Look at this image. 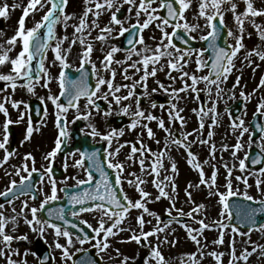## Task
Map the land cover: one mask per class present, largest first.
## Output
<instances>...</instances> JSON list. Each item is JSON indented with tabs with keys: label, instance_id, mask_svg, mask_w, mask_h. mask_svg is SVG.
<instances>
[{
	"label": "snow or ice",
	"instance_id": "1",
	"mask_svg": "<svg viewBox=\"0 0 264 264\" xmlns=\"http://www.w3.org/2000/svg\"><path fill=\"white\" fill-rule=\"evenodd\" d=\"M245 4V10L243 12L238 11V4L236 0H199L198 2V10L196 11V19L199 20L203 18L205 20L204 27L208 28L209 31L206 35L200 36L201 40L208 41L207 48L204 49H182L176 46L173 38L178 37L180 40H183L185 44H188V40L185 39L184 35L181 34L180 30L183 32L188 33L191 35L193 31H196L201 26L199 23H190L187 19L186 12L191 8L192 0H159L158 7H154L153 5L157 3V0H139L137 6V0H123L122 4L117 3V0H85L86 7L85 11L79 17L78 24H69V21L76 18L75 14H69L66 11L67 5L69 0H28L27 6L23 10V14L18 21V28L15 31V34L11 36L7 41V45L9 47L5 48L3 45H0V66L5 65L6 63H10L12 65V69L10 73L4 74L0 73V81L7 82L9 86L15 91L17 86L27 87L30 92L34 93L35 85L39 83L41 80H45L42 86L47 87L48 83H50L52 77L48 72V69L45 67V60L47 58V51L52 49L55 54V58L53 60V64L57 62L61 65V71L59 76L57 77L60 85V96L67 95L69 97L67 104H63L60 102L59 96L51 95L48 97L55 105L57 112H56V126L58 128V136L55 140V147L52 149L51 152L47 153L45 159L49 162V166L43 170L41 174V183H43L44 174H49V181L52 185L51 187V194L45 195V198L40 203L39 207L33 206L29 208L28 201L25 200L22 202V208L19 213H16V209L13 207L12 216H5L4 215V208L5 204L0 203V256L6 257L7 264H18L16 260L12 258V255H9V252H12L13 255H20L18 249L13 250L11 245L12 241L15 240H27L28 237L26 235L14 237L7 233L6 228L8 224L13 225V230L19 223V217H23L24 222L30 227L33 232L38 233L40 237H44L45 232L48 229L53 230V235L55 238V247L57 249L62 250V256L67 259L71 258L73 255L70 252V248L74 246V233L69 230L66 225H73V221L66 220L63 208H61L58 212L54 213L53 210H48V219L41 217L39 214L45 210V206L48 205L50 202L55 201L58 199L57 196V187H56V180L50 174L52 173L53 169L51 167L52 161L56 158L57 154L62 150V143L63 140L61 138H68V132L66 131L67 126V116L65 115L69 108L76 109L79 115L76 116V119L79 120L83 118L84 120H89L92 117L93 110L97 114H103L105 118L112 115V105H121L122 101H127L136 96V84L129 85H121L115 86L114 80L116 76L115 69H111V79H105L101 74L102 71H108L111 68L113 62L119 64L122 63L121 61H114V54L121 51L119 47L110 46L109 50L104 54L103 60L101 61L102 69H97L95 65H93V72L97 74V81L95 84V88L93 89L90 85L87 84L86 78L82 75L79 81H71L73 85L72 89H68L66 84L69 83L67 80L66 74L63 69L68 68L70 65L68 64V56L72 52L73 46L79 42L81 45L84 46V51L81 54V61L83 63H91V54L94 51L93 43L88 40V37H91V32L95 29H99V34L95 37L96 40L102 42V44H106L109 37H111L115 26L119 25L120 30L118 35H124L125 33H130V38L128 39V44L132 45L131 48L126 49L127 57L126 59L130 60L133 55H137L141 57V60L134 62L130 67L139 68L138 65L142 64L143 67V76L141 77L142 87L147 90V80L149 76H156L157 68L155 65L160 64L161 59L167 58V67L170 70L174 71H181L182 76L181 79L184 80V87L180 89H173L172 94L174 98H179L178 93L186 92L191 90L192 92L196 93L197 99H199V95L201 91H205L208 96L212 95V89L215 87L216 90V97L217 101L222 98V94L224 89L221 87L224 84L229 75L232 73L233 69L235 68V58L241 52V49H245L246 46L244 44L245 38V28L244 24L245 21L251 23L254 28L256 29L257 35L260 37L261 40H264V25L259 24L256 22L255 18L259 16H264V8H257L254 5V0H243ZM128 4L130 7L127 9L129 14L132 12V8H136V22L131 24L129 27H124V19L119 18L118 14L123 9V5ZM50 5V7H49ZM94 5V7H93ZM227 6V7H225ZM12 8L19 7V5H12ZM47 8V11L42 16L40 21H37L35 25L31 28L26 27V18L30 16V14L35 13L38 10H42ZM113 9H115L113 11ZM160 9H166V15H159ZM110 12V20L107 25L101 27L98 23L99 17L104 12ZM226 11H231L233 13L234 20L236 22L237 31L233 32L232 30L227 31V35L231 37L235 43L228 46V47H221L217 40L220 38L221 32L226 27L224 23V14ZM146 16V19L141 23L140 16L141 14ZM91 14L94 19L91 21V24L88 23V17ZM9 16V5L4 3L0 6V17L7 19ZM219 18V19H217ZM156 23V27L161 31V37L159 43H157L154 49H149L144 42L143 30L148 29L150 25ZM63 23L65 30L68 27L74 28V33L72 39L69 41V47L67 49L63 48L64 41L69 40L67 35L63 36L62 38H58L55 32V27L57 24ZM168 27L172 28V31L169 32L167 29ZM139 28L138 32H132V29ZM46 29V34L42 35V30ZM4 33L0 31V36H3ZM251 37V33L247 34ZM155 40V37H152ZM192 39H196L195 36H192ZM54 42V43H53ZM135 42V43H134ZM19 44L21 46V50L19 51L18 55L15 58H11L8 53L12 51ZM136 44L143 45L142 48H136ZM211 52V55L208 56L207 60L203 59L206 52ZM148 53H151L149 55ZM196 55V64L198 70H203L204 68H209L210 71L207 75L197 76L195 73H188L183 71L185 65L189 62V59ZM255 55L260 60L264 61V50H261L259 46L256 48L247 51L244 59L252 63L251 57ZM37 56L40 57L39 59V73L40 75H34L33 72V61L37 59ZM211 61V63H209ZM149 64H152L153 67L151 71H149ZM164 65H161V70L163 69ZM125 79H128L127 76V68L124 69ZM168 75L171 77V71H169ZM175 79L174 77H172ZM191 80V84L188 83L187 79ZM20 81H24L23 84H20ZM136 83H140L137 81ZM200 83H204L205 88L200 89L198 85ZM240 84V77H237L233 88ZM107 85L108 92L101 93L102 86ZM121 87L129 88L127 95L121 96L117 93L120 92ZM161 88H164V91L167 92L168 89L163 85L160 84ZM260 87H264V77L260 80ZM3 90V89H0ZM153 92L156 89L152 90ZM231 92L230 98H235L234 90H229ZM97 93H101L100 97H97ZM109 95L113 97L112 101H109V104L106 109H101V105L96 103L95 98H102L104 100H108ZM145 96L149 95L147 91L144 93ZM240 95L245 99L250 98V94H247L241 91ZM81 97L86 98V110L81 112L79 101ZM10 97L5 96L3 98V102H0V111H2L5 116L6 120L3 124V139L0 140V150H3L4 156L0 159V167H4L7 165L11 158L15 157L17 153L15 151L9 150V126L14 123V121L8 115V108L5 107V104L9 102ZM12 107L19 109L21 105L24 103L23 101H15L12 100ZM136 110L133 112L131 111V105L123 106L120 108V111L117 113L118 115H131L134 117L132 122L129 125V128L135 130L138 126L146 129L147 135L149 138H154L155 133L153 132L152 128L149 127L147 123H141V121H153L158 120L159 128L163 129L165 132L168 133L169 136H172V132L169 128L166 127L165 121L156 117L155 115L148 113L146 114L144 109L141 107V97L136 96L135 99ZM152 108H156V102H151L150 105ZM159 107L163 108L164 105H159ZM172 109H176L173 113ZM227 110V109H226ZM183 109H177V105L173 103L171 105V109L169 110V117L173 119V123L175 119H179L181 124L184 123V118L180 115ZM193 111H196L195 109ZM202 114L204 113L203 107L200 109ZM209 112H214L215 108L209 109ZM257 113L264 115V96L260 98V101L257 106ZM24 112H21L19 115V119L15 121V123H19L24 120L25 118ZM46 114V113H45ZM75 122V121H73ZM217 121L213 118V125H215ZM245 122L243 119L233 120L232 127L233 130L240 129V136L241 138L249 129L244 126ZM91 134L93 136H100V138L104 141H107L109 146V151L106 153L107 156V167L114 169L116 171V184L122 183V176L125 170V165L123 162L117 160L116 158L119 156L121 149L125 147L127 144H131V152L128 155L129 160H133L135 162V155L137 152L141 154L144 152L151 153L152 150L150 148L143 147V141L141 140V147L137 148L135 143H131L129 141H125L122 144H118L117 147L114 149L112 148L114 138L118 136H122L124 134L123 129H111L108 133L102 134L100 133L95 125L90 123ZM204 121L201 119L200 121V128L203 129ZM34 128L31 125V121H29V125L26 129L24 142L30 141L34 132ZM264 131V128L261 129ZM143 135V132L141 133ZM192 133L183 134V138L177 137L172 142L174 144H179L182 147H185L188 150V156L190 157L188 163L192 165V167L197 170L200 174V181L198 184L193 185L191 182L188 185V188L185 189V193L188 196L189 200L192 203L195 201L192 199V192L188 189L190 188H199L201 185L206 186L209 189V196L215 195L216 193L213 191L214 186L217 182V175L218 169L213 170L210 177L206 175L203 165L198 162V157L192 152L191 150V143L188 141V137L191 136ZM212 133H209L211 136ZM264 139V137H262ZM200 143H208L207 140L201 139ZM159 144V141H156ZM224 150H227L228 146H222ZM243 145L240 142H237L233 148L234 151L232 152L233 157L237 155ZM168 151V146L165 144L164 151L159 153H152L155 157V161L153 165L150 166V170L145 168V158L141 156L139 160L141 171H145L148 175H152L155 173L156 179L153 181L155 187L159 190V195L156 197L159 200L161 197H166L169 200H173V197L169 194L166 190L167 185L160 181L159 179V170L163 168L162 158L165 155V152ZM216 154V147L215 145H211L210 150V157L215 158ZM85 157L91 161V164L87 166V181L81 180L79 181L80 184L84 183H91L93 181V173L92 168H95L97 171L101 173V183L95 186V192H85L83 194H72L69 197V203L73 205H82L77 210L71 212L73 217H78L81 213L89 212V211H98L101 213L100 219L98 221V226L93 228L91 224H88L89 228H93V232L96 234L94 237L96 239V243L93 245L95 248H99L101 252L106 251L110 247L109 238L114 237L118 234V232L125 231L124 228L120 227V225L124 222L127 218L128 214L131 210H142L140 215L137 216V223L140 226L141 232L140 234H136L135 232L132 233L130 237H128L127 241L121 242H130L135 241L137 243H141L142 240H147L151 236H156L157 240H160L159 234L164 232L171 223L172 220L164 223L162 221H158L157 226L148 232L143 231V226L146 223L144 219L143 213H148L149 215H154L151 213L150 210L147 208V200L146 198L150 197V193L145 191L141 185L144 184V181L140 177H136L135 173L131 175L135 177V180H128V183L132 184L138 191L140 198L138 200L133 201L126 193L121 198L117 194V189L113 186L111 179L108 176V173L104 169V162L98 161L99 152H92L90 154L81 153V159L75 161V166L80 168H85ZM248 159L247 155L244 159L239 161V168L241 171L246 170L247 165L245 161ZM29 161H31V168H29ZM252 164L260 163V160H252ZM203 164H208V160L203 161ZM67 167V165H65ZM227 169V189L226 193H220V203L223 206L224 211L221 212V216L227 215L229 219L231 218V208L229 204V197L236 195L237 193L232 190V168H229L227 164L224 165ZM171 169L173 173H176L177 166L173 162L171 165ZM27 172L28 175H21V172ZM37 169L35 167V157L32 155L31 152L25 153L23 157V164L20 168L16 170V175L21 176L20 181L18 182L15 179L10 180V184L6 187L4 191H0V197L6 198V203L12 205L14 200L17 197V192L20 195L30 194L31 199L34 201L36 200L37 193L33 191L34 188L37 186L28 183L31 180V173L36 172ZM260 174L264 175V168L260 169ZM5 175L11 176L12 173L6 172ZM238 180H242L246 185L248 183L247 178L240 176L236 177ZM165 181L171 185L173 192L175 191V179L174 176H165ZM257 187H260L262 181L257 179ZM68 195V193H65ZM247 200H254V197L249 196L247 192L243 193ZM91 200L95 201V203L90 207H83L86 201ZM260 203H264L261 201ZM175 207L173 201V208ZM205 205L200 204L196 205L189 211L186 215L192 217L193 213H199L201 210L205 209ZM169 215H171L172 208L168 210ZM264 211V209H261ZM26 212H30L31 219L28 218ZM55 215L56 219L63 221L64 224L61 225L59 223L54 222L51 217ZM179 215L183 216L185 213L183 210H179ZM195 218V217H193ZM110 222V223H109ZM241 222L247 224L249 230H258L264 231V223H257L255 219V210L253 213L249 214L246 217H241ZM87 223V221H84ZM150 223V221H148ZM163 224V227L160 224ZM200 227L198 229H192L188 225H184L189 233V237L192 241H194L198 246L200 245V239H198V235H202L205 229H209L211 227H217L218 229H226L229 225L224 224L223 221H215L212 225L205 223L204 219H200L198 221ZM109 224V226H105ZM114 229L116 231H114ZM231 230L234 234L239 233L240 235H249V232H240V229L236 225H231ZM83 232V229H80ZM197 233V234H193ZM63 237L66 239V243L61 244L60 238ZM89 239L88 234L85 232L83 238L80 236H75V241H78L80 244H84ZM224 242V233L223 231L220 232L219 238L214 240V244H222ZM160 243H171L175 244L176 241L168 240V236L164 235L163 240ZM160 243L156 246L151 247V255L150 259L155 260L156 264H168V261L165 259L162 251L160 250ZM259 249V255L261 258H264V245H253L251 251L248 248H245L243 253L237 257L235 254V240L233 238L232 241V260H230L229 264H236L237 261L243 260L245 264L253 253H255ZM7 250V251H6ZM200 254L203 255V251L199 249ZM118 255H120L119 249H116ZM35 254V253H33ZM209 255L214 256L216 261L221 262V258L223 253H216L211 252L208 253ZM25 259L21 262V264H27L26 257L28 252L24 254ZM196 253L189 254V261L190 264H198L196 261ZM49 259L48 257H44L41 261L43 264V260ZM189 261H186L185 264H189ZM90 264H95V261H90ZM121 264H129V258L124 257L121 261ZM222 264V262H221Z\"/></svg>",
	"mask_w": 264,
	"mask_h": 264
},
{
	"label": "rangeland",
	"instance_id": "2",
	"mask_svg": "<svg viewBox=\"0 0 264 264\" xmlns=\"http://www.w3.org/2000/svg\"><path fill=\"white\" fill-rule=\"evenodd\" d=\"M72 1L69 2L67 13H74L76 18L69 21L70 25L78 24L80 15H82L86 7L89 6L86 5L85 0H79V2L76 4V0ZM198 2L199 0H192L191 8L186 12V16L190 23L200 24L201 27L191 33V36H195L198 40H200V36L206 35L209 29L204 27V24L206 22L203 18H200L199 20L196 19ZM236 2L238 4V11L243 12L245 10V4L243 0H236ZM4 3H7L9 5V16L7 19L0 17V28H2L0 31L4 33L3 36H0V45H3L5 48H7L9 47V45H7L6 41L15 34V31L18 28V21L23 14L24 8L28 4V0H0V6H2ZM117 3L122 4L123 0H117ZM138 3L139 0H137V6ZM14 4L19 5V7L12 8L11 6ZM127 5L128 4H124L123 6ZM254 5L257 8H264V0H254ZM153 6L158 7V3L154 4ZM114 10L115 9H113V11ZM46 11L47 8L38 10L35 13L30 14V16L26 18V27H33L37 21L41 20ZM135 13L136 8L133 7L132 12L130 14L128 12L127 15L123 18L125 21L124 27H129L133 22L136 21ZM110 15L111 13L106 11L99 17L98 23L101 27H104L108 24ZM93 19L94 17L89 14L88 23L91 24V21ZM145 19L146 16L142 13L140 16L141 23H143ZM255 20L257 23L264 25V16L256 17ZM224 23L233 32L237 31L236 22L231 11L225 12ZM244 28L245 38L243 42L246 48L241 49V52L235 58V68L229 75L227 81L221 85V87L224 89V92L222 94V98L218 101L216 97L215 87H213L212 95L210 97L205 91L200 92L201 94H204V102H201L199 99H197L196 93L192 92L191 90L180 92L178 93L179 98H174L172 90L184 87V80L181 79L182 72L178 70L174 72L175 75L173 77L175 79H173L172 77L163 78V75L160 73L156 76V78H153V76H149L147 80V90H145V88L141 86L143 83V81H141V77L144 74L142 64L137 66L139 70H137V68L130 67V65H132L134 62L141 60V57L133 55L132 58L128 60L126 59L127 53L122 50L114 54V61L122 62L119 64L113 62V68L116 71L115 78H117V81L114 80L113 82L114 85L121 86L123 84L126 85L127 83V85L131 86L132 84H136V88H140L142 90L141 94L144 98L147 97V100L150 99V97L154 99L153 96H166L167 98H169V101H171V103H169V105L166 106L163 111H160L161 109H153L151 108V106L142 108L144 109L146 114L151 113L156 117L163 119L165 121L166 127H169L171 129V132L177 130L181 134V138H183V134L192 133V135L188 137V141L191 143L192 152L198 157V162L203 165L206 175L210 177L214 168L218 169L219 171L217 175L216 185L213 188V191L216 194L209 196V189L204 185H201L199 188H190L188 190L192 192V199L195 201V203H192V201H190L188 196L186 195L185 189L188 188L190 182L193 185L198 184L201 179L200 174L192 167V165L188 163V160L190 158L188 156V150L179 144L172 145L173 142L170 141L171 143L168 142L170 153L169 155L165 154L164 158L162 159L163 168L159 170V179L160 181H163L165 185H167L166 190L173 197V200H169L166 197H161L159 200H157L156 197L159 195V190L153 183V181L156 179L155 173H153L152 175H148L145 171H141L139 164V160L141 159V157H135L134 167L139 170L136 176L140 177L144 181V184L141 185V187H143L145 191L151 194L150 197L146 198L147 208L151 213L155 214L154 216L149 215L148 213H143L144 219L146 221L143 226V231L148 232L153 230L157 226L159 218L163 214L168 213L167 210L169 208H172L171 213L176 215H179V210H183V212L185 213V215L183 216L187 217L188 221L186 223H181L180 225H169V227L164 232L159 234V241L157 240L156 236H151L147 240H142L141 243H137L135 241L121 242L127 241L128 237H130L133 232H135L136 234H140L141 232L136 218L138 215H140L142 210H134L130 212L124 222L120 225V227L124 228L125 231L118 232L116 236L109 238L110 247L106 251L101 252L98 248V252L105 264H121V261L124 257H128L129 264H132L140 256L142 259L141 264H156L155 260L150 259V246L154 247L158 243H160V241L163 240L164 235L168 236L169 241H176L174 245L171 243H160V250L162 251L165 259L168 261V264H185L186 261H189V254L191 253H196L195 259L196 261H198V264H221V262L222 264H229L230 260H232L231 251L233 238L235 240V254L237 257H239L243 253L245 248H248L251 251L253 245H264V231L249 230L250 236L240 235L239 233L234 234L231 230V227L229 226L226 229H218L217 227L205 229L202 235H198V239H200V245L198 246L194 241L190 239L189 233L184 227V225H188L192 229H198L200 227L198 223L200 219H204L205 223H208L210 225H212L215 221H223L224 224H227L229 217L227 215L221 216V212H223L224 209L222 204L220 203V193H226L228 191L227 169L224 167L225 164H227L229 168H232V190L237 193V196L246 198L243 193L247 192L248 195L254 197V200L256 201L264 199V175L260 174V169H250L247 160L245 161L247 165L246 170L241 171L239 168V161L241 159H244L245 156L248 155V150L252 146H256L259 151L264 154V139H262V137H264V132L256 141H252V128L250 126V121L252 120L254 113L257 111V106L260 98L264 96V87H260V80L262 77H264V61L260 60L255 55L251 57V64H249V62L244 59L246 52L256 48L257 46H259L261 50H264V40L260 39V37L257 35L256 29L251 23L245 21ZM169 29L167 30L169 31ZM119 30L120 26H115V29L106 44H102V42L95 39V37H97V35L99 34V29L93 30L91 32V37H88V40L93 43L94 47V51L90 57L91 63L95 64L97 69H102L101 61L103 60L104 54L109 50V47H119L118 45L121 42V38L118 35ZM55 31L58 38H62L65 35L69 37V40L64 41L63 44V48L67 49L69 47V41L73 37L74 28L70 26L67 28V30H65L63 23H59L56 25ZM248 33L252 34L251 37L247 35ZM143 36L144 42L147 47L149 49H154L157 43H159L160 41L161 31L156 27V23L154 22L153 25H150L148 34L145 30L143 31ZM153 36L155 37V40H153ZM229 41L231 44L235 43V41L231 37H229ZM142 47L143 45H139L138 49ZM20 50L21 46L17 44L16 47L8 53V55L11 58H15ZM83 51L84 46L77 42V44L73 46L71 54L68 56L69 64L73 66L80 65V63L82 62L81 54L83 53ZM148 54L151 55V53ZM51 55L52 54H48L45 61V67L48 69V72L52 77L47 87L42 86L47 79V77H45V80H41L35 85L34 93L30 92L27 87L17 86L15 91H13L11 87H8L2 92V94H0V102H3V98L5 96L10 97L9 102L5 104V107L8 108L9 117L14 121L11 126H13L16 134L15 152L17 153L15 157L10 159L7 165H5L4 167H0V191H4L6 189V187L10 184L11 179H15L18 182L20 181L21 176H18L15 173L16 170L23 164V157L25 153L31 152L32 155L34 154L33 156L35 157V160L37 159V154L38 156H40V158H44L47 147L51 145L54 139L53 136L55 135L56 129L53 125L52 118L56 116L57 109L54 107V104L50 99H48V97L51 95L60 96L61 89L57 77L59 76V73L61 71V65L59 62L53 64L55 55L52 58ZM191 58L183 68V71H186L190 74L195 73L197 76L207 75L208 71L206 70V68H204L203 70H198L196 64V56H194L193 54ZM166 59V57L161 59L160 64L155 65V67L157 68V72L166 70L165 65L161 70V65H163L162 63ZM203 59L205 58L203 57ZM113 64L108 71H103L101 73L106 80L111 79L110 76L111 69H113ZM152 67L153 65L149 64V71H151ZM125 68H127V76L129 77L127 80L125 79ZM11 69L12 65L10 63H6L5 65L0 66V73H10ZM237 77H240V84L233 88ZM184 79H187L188 83L191 84V80L189 78ZM137 81H140V83H136ZM20 82V84L24 83V81ZM160 84H163L168 89V91L165 92L164 88L160 87ZM102 88V93L108 92L107 85H104ZM198 88L204 89V83H200L198 85ZM153 89H156V91L153 92ZM230 89L234 90L235 98H230ZM124 90L125 87H121L120 91ZM145 91H147L149 95L145 96ZM241 91L250 94V98L246 99L245 101V109L241 116L238 118L243 119L245 122L244 126L249 129V132L245 133L242 138L240 136V129L233 130L230 114L226 110L233 101L242 97L240 95ZM190 92H192L193 95H190ZM117 94L119 95L120 92ZM12 100L23 101L24 103L19 109H16L12 107ZM30 100L39 101L46 112L44 111L41 121L38 122L39 124H34V126L32 125L33 127H37L34 128L35 130L33 132L31 140L22 144L21 142L24 141L26 129L29 125V114L26 106H23ZM112 100L113 97L109 95L107 101ZM173 103L177 105V109H183V111L180 113V115L184 118L183 125L181 123L178 124V122H180L179 119H175V122L173 123V119L169 117V110L171 109V105ZM129 104L131 105V111L134 112L136 110V104L135 99L133 98L131 100L122 101L119 108L112 109V115H117L121 107L127 106ZM79 105L81 112H84L86 110V100L79 101ZM114 105L115 104H113V106ZM202 107L204 109V113L206 114L201 113L200 109ZM213 108H215L214 112L208 111L209 109ZM194 109L196 111H193ZM172 111L174 113L176 109H172ZM21 112L26 113L24 120L19 123H15V121L19 119V115ZM65 115L70 122L73 121L74 118L79 115V113H77L76 109L70 108ZM101 117L102 113L97 114L95 110H93L90 121H85L87 123L103 122V119ZM108 117L110 118V116ZM132 118L134 119V117ZM213 118H215V120L217 121L215 125H213ZM201 119H203L204 121L203 129L200 128ZM262 119L264 124V115L262 116ZM5 120V114L0 115V140L3 139V124L5 123ZM157 121H151L156 123L152 126L151 122L149 121L142 122L147 123L149 127L156 129L158 127ZM209 133H212V135L209 136ZM201 139L207 140L208 143H200L199 141ZM237 142H240L243 147L240 149L237 155L233 157V146ZM213 144L216 147V154L214 159L210 157L211 145ZM11 145L12 139L9 136V148ZM223 145L228 146L227 150H224V148L222 147ZM40 149H42V152H40ZM3 156V150H0V159H2ZM205 160H208V164H203V161ZM173 162L177 166L176 173H173L171 169V165ZM151 165H153V162H151V160H147L145 162L146 169L150 170ZM31 166V161H29V168H31ZM6 172H10L12 173V175H5ZM132 172L133 171H130L128 175ZM21 175H27V172L22 171ZM165 176H174L176 185L174 192L168 181L164 180ZM240 176L247 178V185L242 180L236 179V177ZM257 179L262 181L260 187H257ZM51 187L52 186L49 179L45 178L43 180V183L38 185L37 200L33 201L30 197L28 198L25 196L24 198H22L23 196L20 198H16L12 205H9L7 203L5 204V208L3 210L4 215H14L13 207L16 209V213H19L22 208V202L25 200L28 201L29 208L33 206L39 207L40 203L45 198V195L51 194ZM133 190L136 192L131 196V199L135 201L138 200L140 196L135 187L130 190L131 194H133ZM57 196H61V193L59 191H57ZM173 201L175 204L174 208ZM200 204L205 205V209L201 210L199 213H193L192 217L186 215L189 211L192 210V208ZM26 214L28 215V218L31 219L30 212H26ZM100 215V212L93 211L89 214H85L83 218L85 221L89 222L93 226V228H95L98 226ZM148 221H150V223H148ZM107 226H109V224ZM160 226L163 227V224L161 223ZM6 231L8 234L13 235L14 237L23 235H26L28 237L27 240L14 239L12 241V249H18L20 255H13L12 252H9L8 254L12 255V258L16 260L18 264H21V262L25 259L23 255L25 252H28V255L26 257L27 264H39L38 256L33 254L35 253L34 250L37 246L38 240H42L49 245L54 257V264H71L70 258L66 261L62 256V250L55 247L53 230L48 229L45 232L44 237H40L38 233L33 232L30 229V227L24 222V219L21 216L19 217V223L15 227V230H13L12 224H8ZM114 231L116 230L114 229ZM221 231H223L224 233V242L222 244H214L213 241L219 238ZM249 231L240 230V232ZM75 236L77 235L74 234V246L70 248V252L72 254L84 250L89 245L87 243L80 244L78 241H75ZM59 242L61 244H64L66 243V239L61 237ZM95 243L96 241L92 242V244ZM142 243H144V245H142ZM0 247H2V245H0ZM198 247L203 251V255H201L200 251H198ZM116 249H119L120 255L117 254ZM211 252L223 253L221 262L216 261L214 256L208 254ZM0 264H7L6 257L0 256ZM236 264H245V262L243 260H239L236 262ZM247 264H264V258L260 257L259 249H257L255 253L249 256Z\"/></svg>",
	"mask_w": 264,
	"mask_h": 264
},
{
	"label": "flooded vegetation",
	"instance_id": "3",
	"mask_svg": "<svg viewBox=\"0 0 264 264\" xmlns=\"http://www.w3.org/2000/svg\"><path fill=\"white\" fill-rule=\"evenodd\" d=\"M169 71H171V74L173 73V70H170L166 66V70H165L164 74L168 75ZM95 78L97 79L96 73H95ZM123 85H125V84H123ZM126 85H127V83H126ZM102 89L103 88H101V93H102ZM128 91H129L128 88H125L124 91H120L119 95H121V96L127 95ZM101 93H97V96H101ZM144 103H145V101H144ZM108 104H109V101H106V103L103 102L101 105V109H106ZM119 106L120 105H114V106L112 105V109L119 108ZM130 118H132L131 115L127 117V119L124 123H120V124L113 122V120L116 119V117L113 118L112 120H110L109 122L104 123V124H99V123H91V124L95 125L96 129L102 134L108 133L113 128L124 130V134L122 136H118V137L114 138L113 144H112L113 149L115 147H117L118 144H122L125 141L135 143L137 148H140L142 146L140 141L142 140L143 141V147L150 148L152 150L151 153H159L161 151H164L165 144H167V146H168V142H170V141L172 142L177 137L181 138V134L177 130H174V132L172 133L173 135L169 136L167 132H165L163 129H161L159 127H157L156 129L152 128L153 132L155 133V137L149 138L147 135L146 129H143L142 127H139V126L135 130H132L129 128V125L132 122V120ZM89 125H90V123H84L83 122V123L79 124L76 122H72V121L68 122L67 121L66 131L69 134L68 135V144L70 142H73L75 140V137L79 136L81 139L80 140L81 143L85 144V150L87 152H99V156H101L99 161L104 162V169L108 173V176H111L110 172H113V171L116 174V171L114 169L107 167V159L108 158L106 156V153L110 150L107 141L102 140L100 138V136H93L91 134V128ZM54 127L56 128L55 135L53 136L54 139H53L51 145H49L47 147V150L44 154V158H40V156H38V154H37V159L35 160V167H36L37 171L43 172V170L49 166V162L45 159V156L47 153L51 152L52 149L55 147V140L57 139V136H58V128L56 126V123H54ZM142 132H143V135H141ZM87 136L90 137L91 139H86L85 137H87ZM157 140L159 141V144L156 143ZM172 145H175V144L172 143ZM83 148L84 147L80 148L79 150L75 151L72 154H67L61 158H58L56 156L54 161H52L51 167H52L53 171L50 175L55 178V174H57V171H55V169H57V168L61 169L62 174H63L60 180L55 178L56 187H57L58 191H61L62 187H64V186H69V187L76 186V185L80 184L79 181H81V180L86 181L87 180V165L85 164V168H80V167L75 166V161L81 159V152H82ZM42 149H40V152H42ZM102 152L103 153L105 152L106 162L102 159L103 158V156L101 154ZM130 152H131V144H127V145H125V147L123 149H121L119 156L116 158L117 160L123 162L125 165V170H124L123 176H122V183L120 184V186L122 187V189L124 190L125 193H129L130 190L134 187L132 184L128 183V180H130V179L135 180V177L132 176L131 174L135 173V176H136L139 172V170L136 167H134V161L129 160L127 158L128 155L130 154ZM151 153L144 152L141 154L140 152H137L135 157L143 156L145 158V162L147 160H151V162L154 163L155 157ZM169 153H170V148H168V151H166L165 154L169 155ZM65 165H67V167H65ZM109 169H111L113 171H111ZM130 171H133V172L130 175H128V173ZM45 178L49 179V174H44L43 179H45ZM49 189H50V187H49Z\"/></svg>",
	"mask_w": 264,
	"mask_h": 264
},
{
	"label": "water",
	"instance_id": "4",
	"mask_svg": "<svg viewBox=\"0 0 264 264\" xmlns=\"http://www.w3.org/2000/svg\"><path fill=\"white\" fill-rule=\"evenodd\" d=\"M167 14V13H166ZM165 14V15H166ZM218 19V18H217ZM227 29L224 28V30L221 32V35H220V38L217 40V43L221 46V47H228L229 44L227 42ZM130 35V34H129ZM130 38V37H129ZM135 43V42H134ZM206 45H208V41H206ZM210 55H211V52L209 51L208 52ZM209 63H211V61H209ZM242 101L241 102H238L237 105H238V110H236L235 112H233L234 116L238 115L239 114V111L242 107ZM253 126L255 128V131L253 133V138L256 139L260 133L262 132L261 129L263 128L261 123L258 121L257 118H255V120L253 121ZM259 165V164H258ZM34 177H31V180L28 182V183H31L33 185H35L36 181H37V178H35L36 181L33 180ZM94 184H91L89 186H93ZM83 187H80L78 189H74L72 191H67V189H64V193H68V195L65 194V197L64 199L62 200H55V201H52L50 204L46 205L45 206V210L43 212H41L40 214L42 215V217H44L45 219H48V210L51 209L53 210L54 213L58 212L61 208H63L64 210V214H65V219L66 220H71L73 221V224L75 223L74 221H76L77 223H79V221H77L72 215H71V212L74 211V210H77L79 209L80 207H82V205H79L77 204L76 205H73V204H70L69 203V197L72 195V194H83ZM34 191V189H33ZM19 194V192H17V195ZM121 198L123 197V194L122 193H117ZM0 199L2 201H6V198L5 197H0ZM95 203V201H91V200H88L86 201V203L83 205V207H90L92 206L93 204ZM229 204H230V208H231V213H232V218L229 222L230 225H236L244 230H248L249 227L247 224H244L241 222V217H245L247 216L248 214L247 213H250V210H255L257 211L258 208H260L259 206H255L254 203H251V202H247L246 200H243V199H240V200H237V199H232L229 201ZM51 219L56 222V223H59L61 225L64 224L63 221H60L58 219H56L55 215H53V217H51ZM255 219L257 221V223H264V212H261V214H257L255 216ZM68 228H72L73 225H66ZM37 252V254L40 256V264H41V261L44 257H48L49 259L47 260H43V264H52V258H51V255H50V251H49V248L47 246H45L43 243H39L38 244V247L36 248L35 250ZM79 256L80 254H77L73 257V264H79ZM83 256V255H81ZM80 256V257H81Z\"/></svg>",
	"mask_w": 264,
	"mask_h": 264
}]
</instances>
